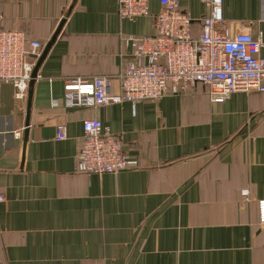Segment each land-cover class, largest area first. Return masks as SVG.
Segmentation results:
<instances>
[{
    "label": "crops",
    "instance_id": "obj_1",
    "mask_svg": "<svg viewBox=\"0 0 264 264\" xmlns=\"http://www.w3.org/2000/svg\"><path fill=\"white\" fill-rule=\"evenodd\" d=\"M176 1L198 37L209 8ZM150 10L129 22L119 0H0V33L23 32L43 51L64 22L33 87L27 137L30 88L26 100L0 89V264H264V93L216 104L199 84L137 106L63 105L65 79L118 77L135 61L123 39L155 33L159 0ZM223 13L231 36L264 43V0H223ZM88 120L138 166L75 173Z\"/></svg>",
    "mask_w": 264,
    "mask_h": 264
},
{
    "label": "built area",
    "instance_id": "obj_2",
    "mask_svg": "<svg viewBox=\"0 0 264 264\" xmlns=\"http://www.w3.org/2000/svg\"><path fill=\"white\" fill-rule=\"evenodd\" d=\"M155 33L125 40L135 61L118 77L97 76L64 81L63 105L68 108H104L125 102L137 106L178 94L195 85L208 88L211 100L225 103L237 93H264V43L249 33L231 36L224 29L223 0H202L209 14L201 21V33L192 34L194 20L181 11L176 0H159ZM119 17L136 22L151 15L150 0H119ZM44 46L27 41L23 32L0 33V89L11 84L17 98L26 100L32 74ZM120 81V93L114 83ZM84 145L74 172L86 175H117L138 166L124 151L121 140L99 120L83 123ZM68 138L67 129H57V141ZM243 197L249 201V191ZM4 201V197H0ZM259 224L264 227V199L258 201Z\"/></svg>",
    "mask_w": 264,
    "mask_h": 264
},
{
    "label": "water",
    "instance_id": "obj_3",
    "mask_svg": "<svg viewBox=\"0 0 264 264\" xmlns=\"http://www.w3.org/2000/svg\"><path fill=\"white\" fill-rule=\"evenodd\" d=\"M64 22L61 23V26L60 28L58 29V31L56 32L55 36L53 37L52 41L46 46V48L44 49L42 55L38 58L37 60V64L35 66V69L33 71V74H32V80L30 82V92H29V107H28V112H27V122H26V131H25V134H26V137L28 136V127H29V124H30V112H31V103H32V96H33V87L38 79V74H39V70L44 62V60L46 59L49 51L51 50L53 44L55 43L60 31H61V28H62V25H63Z\"/></svg>",
    "mask_w": 264,
    "mask_h": 264
}]
</instances>
